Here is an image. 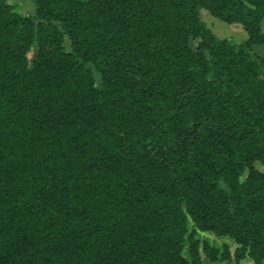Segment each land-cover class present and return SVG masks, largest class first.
I'll use <instances>...</instances> for the list:
<instances>
[{"label":"trees","instance_id":"obj_1","mask_svg":"<svg viewBox=\"0 0 264 264\" xmlns=\"http://www.w3.org/2000/svg\"><path fill=\"white\" fill-rule=\"evenodd\" d=\"M33 5L0 0V264H263L264 0Z\"/></svg>","mask_w":264,"mask_h":264},{"label":"rangeland","instance_id":"obj_2","mask_svg":"<svg viewBox=\"0 0 264 264\" xmlns=\"http://www.w3.org/2000/svg\"><path fill=\"white\" fill-rule=\"evenodd\" d=\"M9 2L13 3L18 12L24 15H31L34 13V5L33 0H9ZM200 17L205 23V25L211 30V32L218 38H226L232 41L233 43L239 45L242 42V33L239 30L232 28L231 25L213 17L208 11L202 9L200 11ZM261 28L264 31V21L261 24ZM250 57L255 58L258 56H264V44L254 46L251 49L246 50ZM33 57V53L30 52L28 54L29 60ZM94 75L99 82V76L96 72ZM256 167L260 170L264 171V166L256 163ZM188 231H194V236L198 238L201 242L205 241L212 245L221 247L223 244H227L230 250H233L235 247L234 241L228 236L216 235L212 231L209 230H200L195 228L192 221H188ZM184 255L187 256V253L184 252ZM188 257V256H187ZM189 259V257H188ZM202 264H234L233 261H217L211 262L208 261L205 257L202 259ZM240 264H253L252 260L244 259L241 260ZM264 264V262H263Z\"/></svg>","mask_w":264,"mask_h":264}]
</instances>
